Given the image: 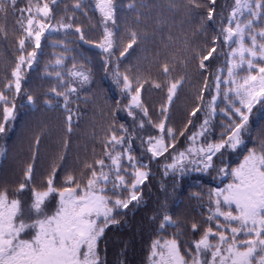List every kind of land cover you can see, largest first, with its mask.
Returning <instances> with one entry per match:
<instances>
[{
  "label": "snow or ice",
  "instance_id": "6c2138e0",
  "mask_svg": "<svg viewBox=\"0 0 264 264\" xmlns=\"http://www.w3.org/2000/svg\"><path fill=\"white\" fill-rule=\"evenodd\" d=\"M216 3L217 0H187L183 7L189 16L203 12L204 19L213 21L217 16ZM17 4L18 0H0V18L6 19L11 9L13 15L20 17L17 24L21 32L16 40L19 55L10 69V78L4 77L0 85V136L7 135L16 119V100L22 93L25 72L32 68L45 33L71 31L79 41L89 42L83 26L76 23L74 13L56 19L53 6L57 0H28L25 8H18ZM72 7L87 16L88 0H76ZM92 7L103 24L102 39L95 46L104 54L105 65L114 66L112 79L121 89V98L128 99L123 109L117 103L116 111H126L140 129L144 128V118H147V123L158 134L134 136L125 125L113 122L101 141L100 157L91 163L85 162L79 175H65L62 187L56 186L57 165L52 166L42 182L43 187L38 189L34 186L33 165L28 164L23 181L11 194L7 187L0 188V264H104L98 251L99 241L109 225L119 223L118 210L128 209L133 202L136 205L142 202L141 186L151 175L152 160L170 158L171 162L164 164L165 175L171 172L183 177L189 172L207 173L215 167L214 157L220 159L225 151L241 149L245 144L243 136L248 129L249 114L256 104L264 105V0H234L226 21L221 19L218 34L211 38V46L205 45L192 53L202 72L207 71L214 54L229 57L227 78L221 76L223 69L213 74L215 92L210 100L204 101V92L209 90L205 78L197 95V106L189 113L190 118L181 130L168 127L167 122L168 109L187 82L185 76H173L175 67L167 62L161 64L160 73L170 78L161 81L143 73L130 77L121 72L120 59L137 44L138 34L132 31L131 41L121 49L109 28L116 24L114 0H94ZM128 7L135 9L136 4ZM64 11L67 13V5ZM0 34L7 38L3 26H0ZM221 45H227L228 51H218ZM61 46L65 52L70 50L67 43ZM67 58L58 54L50 67L62 68ZM242 70L247 75L241 76ZM53 74L62 84V90L52 88L51 92L63 98L65 109L70 97L91 83V73L75 65L68 72L49 73ZM146 84L166 92L165 103L159 107L158 123L151 120L142 99ZM25 95L30 104L35 103L32 95ZM218 100L225 105L219 111L226 122L219 124L223 131L218 140H213ZM45 103L51 104V101ZM201 104L205 118L196 126L191 117L201 111ZM71 120L69 115V123ZM188 126L196 130L185 137ZM178 136L186 138L187 146L183 150L176 148ZM133 139H138L142 151L149 154L147 163L133 154ZM245 150L247 155L234 168L221 159L223 167L218 169L219 175L230 180L223 187L209 191V214L205 218L208 226L191 225L194 233H200L199 238L185 241L182 250L176 238L180 233L172 238L158 236L150 246L149 264H264V143L259 150ZM3 154L4 150L0 149V156ZM26 191L30 193L29 200L22 199ZM52 197L57 198L54 209L49 207ZM177 226V221L163 211L159 230L163 232Z\"/></svg>",
  "mask_w": 264,
  "mask_h": 264
},
{
  "label": "trees",
  "instance_id": "16d2710c",
  "mask_svg": "<svg viewBox=\"0 0 264 264\" xmlns=\"http://www.w3.org/2000/svg\"><path fill=\"white\" fill-rule=\"evenodd\" d=\"M114 2L117 6L116 24L109 25V28L115 33L114 40L119 47L122 49L131 41L132 31L138 34L137 44L120 59L119 70L128 73L130 77L143 73L153 80L161 81L170 78L160 73L161 64L167 62L175 67L173 76H185L187 82L174 97L168 109L167 122L168 127L183 129L190 118L189 113L197 106V95L205 78L209 90L204 92V101L210 100L211 94L215 92L213 74L223 69L221 76L223 79L227 78L229 57L214 54V59L207 65V71L202 72L192 53L200 51L205 45L211 46L210 40L218 34L221 19L226 21L234 0H217V16L213 21L204 19L203 12L199 16L187 15L183 7L187 0ZM75 3L76 0H57L53 11L57 20L74 13L76 23L83 26L85 38L89 42L79 41V37L71 31L45 33L32 68L25 72L22 93L16 100V119L7 135L0 136V149L4 150V154L0 156V188L7 187L10 194L23 181L28 164L33 165L34 186L38 189L43 187L42 182L51 172L52 166L57 165L56 186L62 187L65 175H79L85 162L91 163L93 159L100 157L101 141L113 122L125 125L134 136L158 134L147 123V118H144V128L140 129L138 122H134L126 111H116L117 103L123 109L128 99L121 98V89L112 79L114 66L105 65L104 54L95 46L103 34L100 15L92 7L94 0H88L87 16L79 9H73ZM132 3L136 4L135 9L128 7ZM65 5L68 6L67 13L64 11ZM27 6L28 0H18V8ZM19 18L12 14L11 9L6 19L0 18V26H3L7 34L6 39L0 34V85L3 84L4 77L10 78V69L19 55L16 43L21 35L17 24ZM64 43L70 49L67 52L61 46ZM221 50L227 52L228 46L221 45L218 51ZM58 54L68 58L62 68L54 69L50 66L54 65ZM73 65L78 69H87L91 73V83L84 85L77 94L70 97L68 108L65 109L63 98H57L51 92L52 88L62 90V84L54 74L49 73H54L55 70L68 72ZM240 75H247V72L242 70ZM221 87L223 89L224 85ZM145 89L142 93L143 102L148 107L151 120L158 123L161 118L159 107L165 103L166 92L147 84ZM25 93L33 96L34 104L27 101ZM45 101H51V104H46ZM224 106L221 100L217 101V114L213 119L215 135L211 137L213 140H218L219 133L223 131L219 124L226 122L219 111ZM200 107L201 111L191 117L196 126L205 118L204 105L201 104ZM69 115L72 117L70 123ZM136 115L139 117L140 113L137 111ZM69 127L71 131L68 130ZM195 130V127L188 126L185 137ZM244 136L245 144L241 149L225 151L220 159L214 157L215 167L207 173L189 172L183 177L171 172L165 175L164 164L170 163V158L152 160L151 175L141 186L142 202L139 205L133 202L128 209L118 210L116 219L119 223L109 225L99 241L98 251L104 264H149L151 243L161 235L172 238L174 234L180 233L176 238L180 241L182 250L186 246L185 241L198 239L200 233H194L191 225L196 223L201 228L208 226L205 218L209 214V191L223 187L230 179L219 175L218 169L223 167L221 159L234 168L247 155L245 149L259 150L264 143V105L256 104L253 107ZM185 137H177V150H183L187 146ZM132 149L138 159L143 158L148 162L149 154L142 151L138 139H133ZM22 199L29 200L30 193H23ZM56 199L51 198V209H54ZM165 210L177 221L178 226L161 232L159 223Z\"/></svg>",
  "mask_w": 264,
  "mask_h": 264
},
{
  "label": "rangeland",
  "instance_id": "374dc122",
  "mask_svg": "<svg viewBox=\"0 0 264 264\" xmlns=\"http://www.w3.org/2000/svg\"><path fill=\"white\" fill-rule=\"evenodd\" d=\"M243 139H244V141H245V136H243ZM242 160H243V158L240 160V162H241ZM238 164H239V163H238ZM238 164H237V165H238ZM229 180H230V179H229ZM229 180H228V182H229Z\"/></svg>",
  "mask_w": 264,
  "mask_h": 264
}]
</instances>
